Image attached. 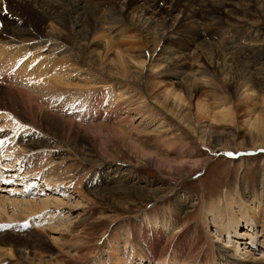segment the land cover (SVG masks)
<instances>
[{
    "label": "bare ground",
    "instance_id": "1",
    "mask_svg": "<svg viewBox=\"0 0 264 264\" xmlns=\"http://www.w3.org/2000/svg\"><path fill=\"white\" fill-rule=\"evenodd\" d=\"M251 11L264 21V0H0V120L10 116L8 126L18 125V132L28 134L32 142L25 146L53 150L56 147H49V140L32 135L34 130L30 129H36L38 121L50 120L49 126L55 135L61 129L65 130L64 134L71 136L72 143L83 146V143L95 144L99 139L101 141V138L104 140L112 135V127L106 126L109 124L118 127L116 129L121 135L140 130L155 132V128L165 125L163 117H168L184 133L194 136L198 130L207 131L211 127L209 125H216L215 120L228 121L244 110L242 123L251 131L250 134L252 130L255 132L253 150H263L264 62L258 63V67L247 65L263 58L264 33L252 19L251 22L246 20ZM201 20L204 21V32L198 28ZM207 21L212 26L219 25L222 31L233 26L241 36L232 39L231 32H223L220 36L209 34L206 26L211 25L205 24ZM70 26L78 36L76 44L69 42L67 28ZM214 38L218 39V45L209 44ZM183 39H190L194 48L179 44L176 48V42ZM231 45H236V49ZM242 46L250 48L252 53L249 57H241L242 53H237L242 51ZM200 53L205 55L204 62L196 59ZM221 67L231 71L234 111L228 107L225 110L217 101L216 104H208L203 99L206 93L215 92V77L212 74L219 73ZM145 68V72L156 79L149 90L141 85ZM191 108L199 122L206 125L196 123L191 127ZM45 109L68 116L50 115ZM101 112L107 115V119H102L104 126L98 128L93 124L105 118L101 117ZM137 118L140 122L136 124ZM77 120L76 127L74 122ZM162 130L158 131L160 136L166 135ZM209 132L214 136L212 153L226 151L220 142V134ZM201 136L196 138L203 146L204 138ZM121 138L127 141L126 136ZM22 142L26 143L24 139ZM130 144L149 167L155 162L157 167L166 164L167 168L178 170L189 161L196 165L205 157L202 151H190L185 144H181L178 151H172V147L162 141L150 150L141 148L137 143ZM15 146L11 145L12 148ZM22 152L26 151L23 149ZM51 153L45 157L58 156L57 152L53 156ZM36 155L35 162L41 158L40 153ZM173 155L180 163L173 161ZM50 162L47 161L48 164ZM49 169L52 173L50 177L56 181L42 180L46 186H69L64 182L68 178L66 171L55 165ZM114 178H109L112 186L98 187V192L116 200V195L130 191L132 187L117 184ZM93 189L89 192L93 193ZM5 198L0 197V220L5 221L6 228L13 232L0 233V264H87L96 257L90 247H85L87 241L77 236V227L86 226L85 217L75 219L74 225L69 224L73 232L68 233V238L64 236L59 242L61 246L56 243L58 240L51 242L52 237L45 231L42 233L43 228L33 229L31 225L36 224L34 219L30 226H10V221L21 215L24 216L19 220H25L33 215L39 216L51 205L54 208L63 207V200L50 196L35 202L21 200L17 203L14 199L7 198V201ZM259 198L253 197L252 206L242 198L240 206L233 200L225 199L222 210L228 214L229 220L217 213L220 206L214 212L207 211L202 201L195 216L201 222L200 229L193 228V222V227L188 225L190 222L178 227V219L174 214L170 216L173 209L156 206V201L161 200L159 198L150 204L149 211L145 210L139 216V220L132 219L126 226L121 225L123 236L114 238L108 235L103 240L102 246L107 241L105 264H133L135 261L128 259L131 252L140 264H188L212 248L215 251H234V258L239 264H264V257L257 259L253 253L255 248H264V240L260 239L264 235V200L262 196ZM174 204L175 209L183 214L181 218H185L189 212L184 211L189 209L186 202L176 198ZM8 207H13V211L19 207L15 212L17 215L9 214ZM235 209H238L237 213ZM153 212L159 213L160 219H153ZM205 214L212 217L215 234L205 227ZM241 222L244 224L242 231L246 232L238 231V227H242ZM258 227L261 229L259 235L254 233ZM189 230L192 231V238L189 237ZM219 241L225 245L219 246ZM119 243L122 249L131 252L119 255ZM97 252L98 249L95 254ZM12 257L16 258L14 262ZM223 259L231 263L228 256Z\"/></svg>",
    "mask_w": 264,
    "mask_h": 264
},
{
    "label": "rangeland",
    "instance_id": "2",
    "mask_svg": "<svg viewBox=\"0 0 264 264\" xmlns=\"http://www.w3.org/2000/svg\"><path fill=\"white\" fill-rule=\"evenodd\" d=\"M249 14L250 15L246 17V20L251 22L252 19V22H255L257 28L264 33V21L260 19V16L254 11H251ZM20 17L22 18V16ZM202 22L204 23V21L201 20V26L198 25V28L200 27V31L204 32L206 29H203L204 27ZM205 24L211 25V22L207 21ZM214 26H206L207 32L209 34L220 36L223 32H231L229 34L230 38L232 37V39L234 37L237 38L241 36L240 32H238V29L236 30V28L233 26L230 27L231 29L229 28L230 31L228 29L227 31L220 30L219 25ZM247 26L250 27L248 24ZM30 32L33 31L30 30ZM67 32L69 35V42H73L75 44L79 42L78 36L71 26L67 28ZM206 40L209 41L208 38H206ZM213 40L214 41L210 40L211 43L209 44L218 45V39L216 40V38H214ZM178 44L182 47L186 46L191 49L194 48L190 39H183L182 42H176V48ZM231 47L236 49L237 46L231 45ZM244 47L245 46H242V51L240 50L237 52L238 54L240 52L242 53L241 57H247L252 53L250 48ZM188 53L192 54V51H189ZM234 57L240 59V57L237 55H234ZM204 58L205 55L200 53L196 59L204 62ZM260 62H264V55L262 59L258 60V62L252 65L247 63V66L258 67L260 66V64H258ZM239 63L242 64L241 62ZM220 70L221 71L216 75L214 73L212 74L215 77V92L206 93L205 98L203 99H205L208 104H218L219 102L220 107L224 108L225 110L228 107L234 111V99L232 93L234 86L231 84L230 80L231 71L229 68L223 69L222 67ZM145 71L146 68L143 72L144 78L141 82V85L149 90L156 82V79L152 78V76H150ZM45 112L61 118L68 116L63 113L54 112L47 109H45ZM244 113V110L237 114L234 113L235 118L228 121L215 120L216 125H209L211 127L207 131H205L206 129L198 130L199 132L197 131L194 136L184 133L182 128L179 129L175 122L168 119V117H163L164 121H166L165 125L162 126L163 128L160 126V128H155V132L150 130L148 132L145 130H140L121 135L116 129L118 127L109 124L106 126L112 127V135L104 138V140L101 138V141L99 139V141H97L95 144L83 143V146L72 143L74 141L71 140V136L64 134L65 130H58L59 132H57L59 134L57 133L58 135H55L49 126L50 120H44L40 122L38 121L39 124L36 122L37 128L30 129L32 132L34 130L32 135L37 134V136H40L41 138L43 137L42 139L49 140L48 146L56 147L52 148L53 150L46 148H39L36 150L31 147V145L25 146L32 142V139L28 137L26 132H18V125L8 126L10 116L4 117L5 120L4 118L0 120V129H3V131H0V197H6V200L7 198L14 199L16 202L18 201L20 203L21 200L23 202H35L42 198L51 196L58 197L59 199L63 200V203H65L63 204V207L59 208H54V205H51L50 209L42 211L40 213L41 215H33L32 217L30 216L25 220H19L22 218V216H24L21 215L18 219L10 221V226H18L19 224L30 226L32 224V220L34 219L36 224H32V228L36 230L43 228L42 233L45 231L46 235L48 234L50 238L52 237L51 240L49 239L51 242L58 240L56 243L61 246L62 244L59 242L63 241L64 236L65 238H68V233L73 232V227L69 228V224L74 225L73 221L75 219L85 217L87 220L86 226L83 228L77 227L76 231L77 236H81L87 241L85 243V247H90L92 254L94 256L96 255V257L92 258L91 262H88L87 264L92 262L105 264L107 261L105 260L106 255L104 254V249L106 248L107 241L104 242V245L102 246L103 240L108 235L114 238L117 236H123V231L120 229L121 225L125 224L126 226L127 223L132 219L139 220V216H141L145 210L149 211L150 207L152 206H150V204L159 198H161V200L156 201V206H159V208L173 209V212L170 214V216L174 214V216L178 219V222H176L178 227L182 223L190 222L188 224L190 227L194 226L193 228L195 229L201 228V224H199L201 222L198 218L196 219L195 216L197 215L198 205L202 201L205 203V209H207V211L212 210V212H214L215 208L218 209L217 207L220 206L217 213L225 217V220H229L227 219L229 218L228 214L224 213L222 210V207L225 206V199L233 200V203H238L239 206L241 205V198L251 206L254 203L252 200L254 196L258 200L260 199L259 197L262 196L264 200V149L253 150L255 146V132L252 130V134H250L251 131L246 127V125L242 123ZM100 115L101 117H105L101 118V120L107 119V115L104 112H101ZM189 116V123L191 127L192 125L194 127L196 123L200 125H206L205 122H199L193 108L190 109ZM78 121L79 120L74 122L76 127L78 125ZM136 121L135 122L137 124L140 122V119L137 118ZM99 122H102V124ZM99 122H96L93 125H97L96 127L99 128L101 125H103V123H105L104 120ZM45 124L46 126H44ZM25 125L31 127L28 124ZM60 128L62 127L60 126ZM153 128L154 126H152L151 129ZM162 129L165 131L166 135L163 134L160 136V132L158 131H161ZM209 131H212V133L218 132V134H220V142L222 143L223 147L227 149L226 151L215 154L212 153L214 152L215 148L213 143L214 136L211 135ZM51 132L53 134H51ZM61 132H63V134ZM197 134L199 137L202 135L201 137L204 138L205 145L202 146L200 145L201 142L199 143V141H197ZM54 135L58 138H55ZM157 135H159V137H157ZM122 136H126L127 141H122ZM22 139H24L26 143L22 142ZM65 139L66 141H64ZM156 140L159 142H156ZM160 141L170 145V147H172V151H178L177 148L179 149L181 144H185L187 145L188 150H200L203 152L205 157L201 158V162L197 163L196 165H194V162L189 161L186 163L187 165L179 167L178 170H173V168L169 169L167 168L168 166L166 164H160L157 167L155 162H152L150 165L151 167H149V164L145 165V159H143L139 152L132 148L133 145L130 144L137 143L141 148L150 150L155 144H160ZM11 145L12 147L14 145L18 146H15L16 148H12ZM72 147H74V149H72ZM4 148L6 150L5 152ZM23 149L26 151L25 153L22 152ZM179 151H181V149ZM50 152H53L51 153L52 156L55 154V152H57L58 156L51 157L50 159L46 158L45 156L48 157ZM37 153H40L39 156L41 158L35 162L38 157V155H36ZM229 153H231V155H228ZM182 156L184 155L182 154ZM172 159L173 161L175 160V163H180V160L178 161L177 156L173 155ZM47 161H51L50 164H48ZM44 163L45 165L48 164L46 168L44 167ZM55 163L58 164L56 165ZM52 165L57 167L60 166L62 170L67 172L68 178L65 179L64 182L69 185L68 187L67 185L65 187L58 185L57 187L53 186L55 188L54 189L50 186H46V182L42 181L44 179H47V181H56L50 177L52 176V173L50 172L51 170L49 168ZM116 168L119 170H116ZM110 176L112 178L115 177L113 180L116 181L117 184H122L125 187H132L130 188L131 190L122 194L119 193L116 195V200H113V197L108 194L99 193L98 187L112 186V182L109 180ZM100 178H102V182H99ZM97 182L100 184L99 186H95L98 185L96 184ZM132 184L134 186H131ZM45 187H48L49 189L47 188L46 190ZM92 189L95 191L90 193L89 191ZM172 189H174V191L171 192ZM82 195L86 196V198H81ZM176 198H181V201H184V203L186 202V207L189 208L184 209V211L189 210L185 218H181L183 214L175 209L176 206L174 204V200H176ZM9 199L7 201H9ZM19 207H17L15 211H13V207H8L7 211L9 214L13 213L14 215H17L15 212ZM262 207H264V203L262 204ZM235 210L237 213L238 209ZM159 215V213L153 212L151 217L153 219H160ZM205 218V227L208 228L211 233L215 234L214 221L212 222V217L208 214H205ZM48 219L50 220L48 221ZM191 222H193V226L191 225ZM5 223V221L0 220V233L6 234L7 232H13V230L6 228L8 225H5ZM136 225L137 223L134 224V226ZM240 225L242 227H238V231H241V233L246 232L244 230L242 231V228L244 229L243 222H241ZM260 230L261 229L258 227L254 230V233L258 234ZM212 236L215 237V235ZM189 237L192 238L191 230H189ZM240 237H242V235ZM222 239L224 240V237ZM260 239L264 240V235ZM186 244L189 245V242L186 241ZM217 244H219V246L225 245L221 241H219ZM118 246L120 247L118 251L119 255H122L126 252H131L129 250L125 251L122 249L121 243H119ZM210 246L211 245H208V247ZM244 247L247 246H243V248ZM96 249H98L97 254H95ZM253 253L257 259L261 256L264 257V248H255ZM224 256H228L231 263L227 260H224ZM195 257L196 255L191 259H194ZM129 258L135 261L133 264H140L132 252L131 256H128V259ZM15 259L16 258L12 257L13 262ZM234 263L239 264L234 258V251L230 249H218L215 251L214 248L208 249V253L205 250L203 256L198 260H190L188 262V264Z\"/></svg>",
    "mask_w": 264,
    "mask_h": 264
},
{
    "label": "snow or ice",
    "instance_id": "3",
    "mask_svg": "<svg viewBox=\"0 0 264 264\" xmlns=\"http://www.w3.org/2000/svg\"><path fill=\"white\" fill-rule=\"evenodd\" d=\"M0 131H3V129H0ZM228 155H231V153H229Z\"/></svg>",
    "mask_w": 264,
    "mask_h": 264
}]
</instances>
